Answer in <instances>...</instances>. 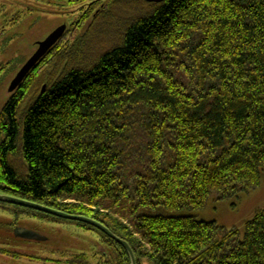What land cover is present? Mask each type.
Returning a JSON list of instances; mask_svg holds the SVG:
<instances>
[{
    "label": "trees",
    "instance_id": "obj_1",
    "mask_svg": "<svg viewBox=\"0 0 264 264\" xmlns=\"http://www.w3.org/2000/svg\"><path fill=\"white\" fill-rule=\"evenodd\" d=\"M95 20L65 33L0 111V194L102 223L137 264H264V209L244 234L178 214L262 183L264 0H115Z\"/></svg>",
    "mask_w": 264,
    "mask_h": 264
},
{
    "label": "rangeland",
    "instance_id": "obj_2",
    "mask_svg": "<svg viewBox=\"0 0 264 264\" xmlns=\"http://www.w3.org/2000/svg\"><path fill=\"white\" fill-rule=\"evenodd\" d=\"M114 1L0 0V68L4 69L0 73V111L14 94L9 93L11 82L35 53L38 42L45 40L62 25L67 26V38L75 34L74 30L83 37L97 15L107 10ZM117 36L114 33L109 41H116ZM31 99L27 100L22 110ZM259 209H264V174L261 185L248 194L221 199L216 193L209 197L203 208L178 214L216 222L225 230L237 228L244 234L247 223ZM17 213L18 210L12 207L0 209V249L24 257L17 259L0 253V264H71L80 255L86 261L89 257L90 264H101V258L96 253L102 254L105 249L109 256L112 255V264L119 262L117 257L114 258V250L109 249L95 231H87L69 221H54L40 214ZM21 231L31 236H24ZM68 257L73 259L68 262L63 260ZM142 264L150 263L143 260Z\"/></svg>",
    "mask_w": 264,
    "mask_h": 264
},
{
    "label": "water",
    "instance_id": "obj_3",
    "mask_svg": "<svg viewBox=\"0 0 264 264\" xmlns=\"http://www.w3.org/2000/svg\"><path fill=\"white\" fill-rule=\"evenodd\" d=\"M149 3H161L163 0H145ZM67 30L66 25H62L58 27L56 30H54L45 40L38 42V48L35 51V53L30 57V59L23 65V67L19 70V72L16 74L15 78L10 84L9 87V93L15 92L19 86L23 83V81L26 79V77L30 74V72L36 67V65L50 52V50L61 40V38L64 36L65 32ZM45 90V87L43 88V91ZM0 202H5L13 205L22 206L25 208H29L32 210H36L51 216H55L67 221H75V222H82L84 224L90 225L101 232H103L105 235H107L109 238L113 239L115 242L119 243L123 246V248L127 251L129 254L131 264H137V259L134 254L133 249L129 245V243L119 236L115 235L108 227L103 225L102 223L85 217L81 215H73L69 214L45 205H41L35 202L27 201L24 199L16 198L9 195L0 194ZM21 234L24 236H31V234L21 231Z\"/></svg>",
    "mask_w": 264,
    "mask_h": 264
},
{
    "label": "flooded vegetation",
    "instance_id": "obj_4",
    "mask_svg": "<svg viewBox=\"0 0 264 264\" xmlns=\"http://www.w3.org/2000/svg\"><path fill=\"white\" fill-rule=\"evenodd\" d=\"M96 256H100V258H101L100 263L101 264H108V262H111L112 261V259H111L112 258V255L109 256L107 249H105V252L102 253V254H100V253L97 254L96 253ZM72 259H73V257L72 258H69L68 257V258H65L63 260L68 262V261H70ZM88 259L91 260L89 257H88ZM88 259H87V262H88V264H90Z\"/></svg>",
    "mask_w": 264,
    "mask_h": 264
}]
</instances>
